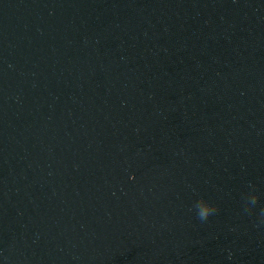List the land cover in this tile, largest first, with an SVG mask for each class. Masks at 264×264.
<instances>
[{
  "label": "water",
  "instance_id": "95a60500",
  "mask_svg": "<svg viewBox=\"0 0 264 264\" xmlns=\"http://www.w3.org/2000/svg\"><path fill=\"white\" fill-rule=\"evenodd\" d=\"M262 208L264 0H0V264H264Z\"/></svg>",
  "mask_w": 264,
  "mask_h": 264
},
{
  "label": "clouds",
  "instance_id": "9594fccd",
  "mask_svg": "<svg viewBox=\"0 0 264 264\" xmlns=\"http://www.w3.org/2000/svg\"><path fill=\"white\" fill-rule=\"evenodd\" d=\"M252 191H250L246 197V205L244 207L245 213H251L253 207L258 203V195L255 192L254 186L250 185ZM196 210V216L201 222H206L208 218L217 213L218 207L214 204L209 203L205 199H199L193 206ZM259 222L264 224V208L259 213ZM231 256V254H229Z\"/></svg>",
  "mask_w": 264,
  "mask_h": 264
}]
</instances>
